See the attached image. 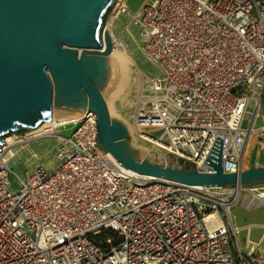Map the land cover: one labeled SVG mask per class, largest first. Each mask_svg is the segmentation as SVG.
<instances>
[{
    "label": "built area",
    "instance_id": "obj_1",
    "mask_svg": "<svg viewBox=\"0 0 264 264\" xmlns=\"http://www.w3.org/2000/svg\"><path fill=\"white\" fill-rule=\"evenodd\" d=\"M121 9L158 70L136 104L137 134L204 172H215L208 160L219 157L225 172L248 169L258 138L264 166V0H145ZM96 119L88 108L75 117L57 164L24 176L1 146L0 264H264L255 243L242 248L232 215L244 191L247 208L263 203L253 198L264 185L139 174L99 147Z\"/></svg>",
    "mask_w": 264,
    "mask_h": 264
},
{
    "label": "water",
    "instance_id": "obj_2",
    "mask_svg": "<svg viewBox=\"0 0 264 264\" xmlns=\"http://www.w3.org/2000/svg\"><path fill=\"white\" fill-rule=\"evenodd\" d=\"M118 0H0V150L5 135L29 131L55 109L97 115V143L139 174L200 186L264 185V166L204 172L187 162L141 157L126 124L110 115L112 38L105 20ZM81 112V113H82Z\"/></svg>",
    "mask_w": 264,
    "mask_h": 264
},
{
    "label": "rangeland",
    "instance_id": "obj_3",
    "mask_svg": "<svg viewBox=\"0 0 264 264\" xmlns=\"http://www.w3.org/2000/svg\"><path fill=\"white\" fill-rule=\"evenodd\" d=\"M145 0H118L114 6L112 7L111 11L106 17L105 20V27L109 31H113L114 36L118 39H122L128 48L131 49V53L136 58L138 62V67L142 68V71L146 72L147 74L154 75L158 70L156 66L147 60V58L144 56L141 48H140V35H139V27L134 26L129 18V15L126 13H121L117 18H115V21L113 20L112 25H110V15L112 11L114 10V7L119 4L120 6H126L130 10H135L139 4H142ZM129 11V10H128ZM109 21V25L108 22ZM129 49V50H130ZM137 67V68H138ZM115 69V68H114ZM114 69L112 72V77L110 78V81L108 85L103 90V94L105 96V99L107 100L109 98V92L112 87H114L117 84V80L119 81L120 76L116 75L118 74L116 71L114 73ZM116 70V69H115ZM117 77H116V76ZM117 79V80H116ZM121 80V79H120ZM131 87L134 85V80H131ZM108 95V97H107ZM122 104V103H121ZM54 114H61L63 113V110L61 109H55ZM134 113V112H133ZM260 113L264 114V96L262 98V105L260 107ZM124 116L120 114L113 115V118H118L124 122L125 119ZM253 115L251 113L246 114V118L252 119ZM133 122V121H132ZM133 125V123H132ZM131 125V126H132ZM262 125V118L258 117L255 122V128H258ZM73 130L72 123H65L62 125H59L53 132H49L48 134L32 139H28L27 137H24L23 141L18 142L13 147L5 148V157H9V164L11 167L18 173L24 176L26 171H31L34 167L37 165H45L49 168L53 167L57 164L58 159L56 157L57 148L62 142V139L65 138L67 135H69ZM132 131V130H131ZM27 132H21L20 134L16 133H10L9 135L15 134L17 136H24ZM135 132V131H134ZM132 136V135H131ZM146 145L150 148V151L144 152L141 151V157H148L156 162L160 163H168L173 162L174 164L182 163L183 161L179 160L178 158L166 154L163 150L159 149V147L155 146L152 143H146ZM12 148H15V155L10 157L8 156L9 150ZM262 145L258 138L255 140L253 145L251 146L249 150V156L248 161L249 167L255 162L259 166L262 162L261 157L256 158V153L258 149H261ZM146 153V154H145ZM13 177V175H12ZM259 187L263 185H258ZM258 191L263 192V189H259ZM247 192H243L242 200L237 203L233 209V215L235 217L236 224H244L250 221L259 220L262 216H264V204L260 205L257 209L252 210L248 209L244 203L243 198ZM254 198H260L259 196L255 195ZM246 237V229H244L241 234L240 238L242 240V243H244Z\"/></svg>",
    "mask_w": 264,
    "mask_h": 264
},
{
    "label": "bare ground",
    "instance_id": "obj_4",
    "mask_svg": "<svg viewBox=\"0 0 264 264\" xmlns=\"http://www.w3.org/2000/svg\"><path fill=\"white\" fill-rule=\"evenodd\" d=\"M121 7L123 6H120L119 4L114 7V10L110 15V25H112L113 20L115 21V18H117L121 13H123ZM107 23L109 25V21ZM105 29L107 28L105 27ZM109 30L107 29L113 41V49L111 54L109 55L111 77L113 69L115 68L116 70L114 69V73L116 71L118 73L116 75L120 76L121 79H119V81L116 79L117 84L112 87L113 89H111V91L109 92V98L106 100L109 112L111 117H113V115L115 114H120L124 116L123 118L126 122H123L126 124L132 135V145L140 151L143 150L144 152H148L150 151V148L146 145V143L149 142L147 139L137 134L134 125V117L136 112V104L140 99L141 92L143 90V85H145V87L147 86V79L149 76L146 72L142 71V68L138 67V62L129 50L126 43L122 39L116 38L114 36L113 31ZM132 79L134 80L133 87H131L130 85ZM81 112L82 111L80 110H78L77 112L75 110H65L61 114H54L52 119L48 120L47 122L39 125L34 129L29 130V132H27L24 136H17L15 134L9 135V133L4 137L5 143L3 144V150H5V148L13 147L18 142L23 141L24 137H27L28 139H34L36 137L44 136L49 132H53L59 125L65 124L67 122L71 123L72 120L75 119V117L83 113ZM255 140L256 139L254 138L253 143L255 142ZM15 153V148H12L11 150H9L8 156L12 157L15 155ZM6 158L9 160V157H7V155ZM258 196L260 198L253 199H262V197L264 196V191L260 192Z\"/></svg>",
    "mask_w": 264,
    "mask_h": 264
},
{
    "label": "crops",
    "instance_id": "obj_5",
    "mask_svg": "<svg viewBox=\"0 0 264 264\" xmlns=\"http://www.w3.org/2000/svg\"><path fill=\"white\" fill-rule=\"evenodd\" d=\"M130 51H131V49H130ZM143 72H144V70H143ZM262 204H264V202L259 203L258 205L254 206L252 208H248V209L255 210ZM232 215H233V212H232ZM233 218H234V222H235L234 215H233ZM237 225H239V224H237ZM239 226L242 227L241 232L244 229H246V237H245L244 243H242V240L240 238V244H241L242 248L244 250H247L248 246H249V242L252 241L253 243H255L257 245L256 256L259 258H264V216H262L261 219H259L257 221L256 220L250 221V222H247L244 224H240Z\"/></svg>",
    "mask_w": 264,
    "mask_h": 264
}]
</instances>
